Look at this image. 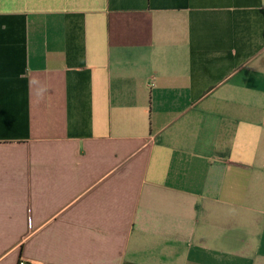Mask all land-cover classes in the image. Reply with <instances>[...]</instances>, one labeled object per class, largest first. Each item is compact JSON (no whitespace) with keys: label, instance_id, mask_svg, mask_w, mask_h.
Segmentation results:
<instances>
[{"label":"crops","instance_id":"obj_1","mask_svg":"<svg viewBox=\"0 0 264 264\" xmlns=\"http://www.w3.org/2000/svg\"><path fill=\"white\" fill-rule=\"evenodd\" d=\"M264 264V0H0V264Z\"/></svg>","mask_w":264,"mask_h":264},{"label":"built area","instance_id":"obj_2","mask_svg":"<svg viewBox=\"0 0 264 264\" xmlns=\"http://www.w3.org/2000/svg\"><path fill=\"white\" fill-rule=\"evenodd\" d=\"M19 264H28V263L25 262L24 260H21V261L19 262Z\"/></svg>","mask_w":264,"mask_h":264},{"label":"rangeland","instance_id":"obj_3","mask_svg":"<svg viewBox=\"0 0 264 264\" xmlns=\"http://www.w3.org/2000/svg\"><path fill=\"white\" fill-rule=\"evenodd\" d=\"M24 260V259H23ZM25 262H28V261H26V260H24Z\"/></svg>","mask_w":264,"mask_h":264}]
</instances>
